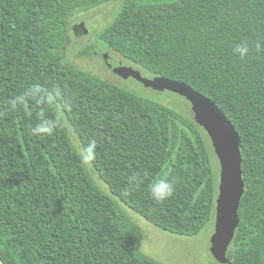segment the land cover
<instances>
[{"label":"trees","instance_id":"obj_1","mask_svg":"<svg viewBox=\"0 0 264 264\" xmlns=\"http://www.w3.org/2000/svg\"><path fill=\"white\" fill-rule=\"evenodd\" d=\"M114 2L99 55L187 83L236 127L246 191L227 257L264 264V0H0V262L162 264L140 251L118 201L173 235L215 228L218 158L190 103L182 98L188 113L166 106L64 54L70 18ZM93 142L89 160L110 194L87 167ZM165 179L175 192L157 202L149 186Z\"/></svg>","mask_w":264,"mask_h":264},{"label":"rangeland","instance_id":"obj_2","mask_svg":"<svg viewBox=\"0 0 264 264\" xmlns=\"http://www.w3.org/2000/svg\"><path fill=\"white\" fill-rule=\"evenodd\" d=\"M119 10L120 3L114 2L90 11H78L75 13L69 20L70 45L64 52L66 58L76 66L111 83L120 85L134 93L155 100L166 106L178 108L188 113L189 106L182 97L171 92L159 93L145 88L133 78L123 80L112 72L106 65L103 57L99 55V51L103 49V45L97 37L98 32L103 30L115 19ZM82 22L85 23L88 33L86 35H76L74 27ZM105 53L109 54V62L114 66L121 64L131 66L119 54L104 51L103 54ZM132 67L139 70L138 66ZM142 74L149 78L152 77L144 72ZM69 130L77 150L80 154L86 156L80 139L70 125ZM86 160L92 178L103 191L110 194L108 185L100 178L90 160L88 158ZM214 164L217 169V174L220 176V163L214 159ZM118 202L123 211L139 227V249L144 255L162 264H214L215 259L210 252L211 238L215 231L214 226H210L209 229L204 230L196 237L177 236L156 227L122 202Z\"/></svg>","mask_w":264,"mask_h":264},{"label":"water","instance_id":"obj_3","mask_svg":"<svg viewBox=\"0 0 264 264\" xmlns=\"http://www.w3.org/2000/svg\"><path fill=\"white\" fill-rule=\"evenodd\" d=\"M74 32L76 35H86L88 30L85 23L76 25ZM104 59L113 73L123 80L133 78L145 88L160 93L171 92L190 103L195 121L208 134L220 163L215 231L210 252L219 264H229L227 255L240 225L239 210L246 191L242 143L236 127L212 99L187 83L162 76L149 78L132 66L121 64L114 67L109 62V54H105Z\"/></svg>","mask_w":264,"mask_h":264},{"label":"clouds","instance_id":"obj_4","mask_svg":"<svg viewBox=\"0 0 264 264\" xmlns=\"http://www.w3.org/2000/svg\"><path fill=\"white\" fill-rule=\"evenodd\" d=\"M256 50L261 51V45L257 43ZM234 54L238 55L241 59L246 58L250 53V46L247 43H240L234 46ZM95 142L91 143L87 153L88 159H93L95 157ZM149 192L151 198L157 202H162L170 198L175 192V184L170 180H158L149 186Z\"/></svg>","mask_w":264,"mask_h":264},{"label":"flooded vegetation","instance_id":"obj_5","mask_svg":"<svg viewBox=\"0 0 264 264\" xmlns=\"http://www.w3.org/2000/svg\"><path fill=\"white\" fill-rule=\"evenodd\" d=\"M106 65H107V63H106ZM114 66V65H113ZM114 67H117V66H114ZM112 70V69H111ZM112 72H113V70H112Z\"/></svg>","mask_w":264,"mask_h":264}]
</instances>
